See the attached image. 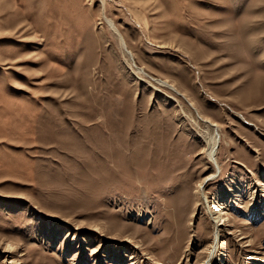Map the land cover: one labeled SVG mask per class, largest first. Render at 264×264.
Masks as SVG:
<instances>
[{
  "label": "rangeland",
  "instance_id": "1",
  "mask_svg": "<svg viewBox=\"0 0 264 264\" xmlns=\"http://www.w3.org/2000/svg\"><path fill=\"white\" fill-rule=\"evenodd\" d=\"M218 216L264 264V0H0V264H206Z\"/></svg>",
  "mask_w": 264,
  "mask_h": 264
},
{
  "label": "bare ground",
  "instance_id": "2",
  "mask_svg": "<svg viewBox=\"0 0 264 264\" xmlns=\"http://www.w3.org/2000/svg\"><path fill=\"white\" fill-rule=\"evenodd\" d=\"M107 20V19H106ZM107 22L109 23V27L112 29V31H114V33L119 37V39H120V41H121V44H122V48H123V50L124 51H126L127 53H128V55H131V54H129V52L127 51V50H125L126 49V46H125V44H124V42H123V39H122V37H121V35L119 34V31L116 29V27L113 25V23L110 21V20H107ZM132 56V55H131ZM130 56V57H131ZM137 73H138V75H143V76H145L146 74H145V71H144V69H140V68H138L137 69ZM159 83L162 85V86H164V87H166V88H168L169 90H172V91H176V93L178 94L179 92H178V90H177V88L174 86V85H172V84H170L169 82H160L159 81ZM185 98V97H184ZM187 98V97H186ZM193 106V105H192ZM202 122L204 123V124H207L208 125V127L210 128H213V130H216V129H218V126L217 125H213L210 121H208V120H205V119H203L202 118ZM218 131V130H217ZM207 135L205 136V140H206V143H207V149H206V154H207V157H208V159H210V161L212 162V164L216 167V169H218V170H220V166H219V163H218V160H217V152H218V149H219V146H220V143H221V140H220V136L218 135V132L216 133H214V132H212V134H209V132H205ZM214 133V134H213ZM217 172L215 171V174H216ZM212 177L213 176H211V177H209V178H206L204 181H208V180H211L212 179ZM204 181L201 183V184H199V189H198V191H197V193L203 198V196H204V192H203V187H202V184L204 183ZM215 212H211V215H213ZM223 218L221 217V216H218L217 218H213V220L215 221V229H216V231H215V233H214V240H213V244H212V246H211V249H210V253H209V258H208V261L206 262V264H210V262H211V259H212V257H214V255H215V252H216V248H217V246H218V242H219V231H218V227L219 226H221L222 225V223H219V222H221V220H222ZM216 220H219V222L218 223H216Z\"/></svg>",
  "mask_w": 264,
  "mask_h": 264
}]
</instances>
